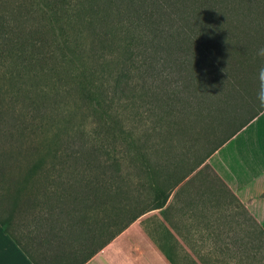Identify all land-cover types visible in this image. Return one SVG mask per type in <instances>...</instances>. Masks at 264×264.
Here are the masks:
<instances>
[{
  "label": "trees",
  "instance_id": "trees-1",
  "mask_svg": "<svg viewBox=\"0 0 264 264\" xmlns=\"http://www.w3.org/2000/svg\"><path fill=\"white\" fill-rule=\"evenodd\" d=\"M261 48L264 0H24L0 12V139L18 143L0 148L2 229L32 264L85 262L210 170L207 156L264 109ZM15 217L29 219L25 234Z\"/></svg>",
  "mask_w": 264,
  "mask_h": 264
},
{
  "label": "rangeland",
  "instance_id": "rangeland-1",
  "mask_svg": "<svg viewBox=\"0 0 264 264\" xmlns=\"http://www.w3.org/2000/svg\"><path fill=\"white\" fill-rule=\"evenodd\" d=\"M23 1L0 0V12L9 11L13 6L19 5ZM193 139L194 135L187 142L182 139L176 142L177 148L175 151L177 153L182 151L186 145L193 143ZM4 141L6 139H0L1 149L5 150L6 148V151L16 150L18 146L17 139L12 140L10 144ZM50 187L55 188L54 184ZM180 190L185 191L188 201L183 198L180 204H175L176 206L172 209V212L167 205L160 209L147 211L131 227L137 229L177 227L183 230L179 242L180 246H178V243L175 245V238L171 236L166 238L167 264H264V243L258 236V230L249 221L245 220L242 210L232 206V200L224 193L218 182L213 179L210 170L203 169L201 174L184 182L180 186ZM189 199L195 203L197 208L225 238L227 245L202 218L200 212L198 213V210L189 205ZM43 204H46L47 207L49 201H45ZM1 207L0 204V209ZM169 216L173 221H168ZM29 224V219L15 217L12 220L10 229L16 235L25 234L28 227L30 228ZM157 239L158 237L150 238L152 250L158 248V245L155 246L154 244ZM160 248L162 252V242Z\"/></svg>",
  "mask_w": 264,
  "mask_h": 264
},
{
  "label": "crops",
  "instance_id": "crops-1",
  "mask_svg": "<svg viewBox=\"0 0 264 264\" xmlns=\"http://www.w3.org/2000/svg\"><path fill=\"white\" fill-rule=\"evenodd\" d=\"M205 163L238 200L245 212L264 231V109L210 153ZM185 180L170 191L164 204L171 212L183 201V198L186 200L188 198L185 191L180 190ZM189 205L197 210L191 202ZM144 214L136 218L82 264H167L166 238L168 236L175 238V245L178 243L180 246L183 230L177 227L131 228ZM170 220L169 216L168 221ZM151 237H158L154 242L155 246L158 245L157 250H152L150 247ZM0 264H32L1 226Z\"/></svg>",
  "mask_w": 264,
  "mask_h": 264
},
{
  "label": "clouds",
  "instance_id": "clouds-1",
  "mask_svg": "<svg viewBox=\"0 0 264 264\" xmlns=\"http://www.w3.org/2000/svg\"><path fill=\"white\" fill-rule=\"evenodd\" d=\"M259 55L264 56V48H261L259 50ZM260 73H261V75H264V67H261ZM258 98H259L261 104H264V89L261 90V92L259 93Z\"/></svg>",
  "mask_w": 264,
  "mask_h": 264
}]
</instances>
